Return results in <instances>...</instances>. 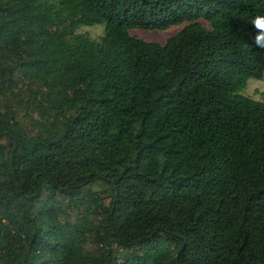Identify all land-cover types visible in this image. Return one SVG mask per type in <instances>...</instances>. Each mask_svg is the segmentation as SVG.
Segmentation results:
<instances>
[{"label": "trees", "instance_id": "16d2710c", "mask_svg": "<svg viewBox=\"0 0 264 264\" xmlns=\"http://www.w3.org/2000/svg\"><path fill=\"white\" fill-rule=\"evenodd\" d=\"M257 14L0 0V264H264V103L241 92L264 72Z\"/></svg>", "mask_w": 264, "mask_h": 264}, {"label": "rangeland", "instance_id": "374dc122", "mask_svg": "<svg viewBox=\"0 0 264 264\" xmlns=\"http://www.w3.org/2000/svg\"><path fill=\"white\" fill-rule=\"evenodd\" d=\"M206 26L204 23H202ZM183 26H174L170 27L165 31H146L139 29L129 30V34L133 37L142 39L147 42H155L159 44H164L166 40L175 34H177ZM104 24L93 25L87 27H80L75 32L76 34L87 35L91 39H97L103 35ZM254 92H258L261 95H264V85L256 86L253 82H248V95H252ZM245 95V94H244ZM257 99H260V96H257ZM106 188V185L102 182L95 183L89 189L93 192H98ZM92 209V208H91Z\"/></svg>", "mask_w": 264, "mask_h": 264}, {"label": "clouds", "instance_id": "9594fccd", "mask_svg": "<svg viewBox=\"0 0 264 264\" xmlns=\"http://www.w3.org/2000/svg\"><path fill=\"white\" fill-rule=\"evenodd\" d=\"M252 34L250 39L252 40V45L245 43V47L250 48L251 46L264 49V15L257 14L251 20ZM253 82L256 86L264 85V72H261L258 76L248 77L244 84L242 85L241 92L244 98L249 99L251 103H264V95L258 92H254L252 95H248V82ZM260 96V99H257Z\"/></svg>", "mask_w": 264, "mask_h": 264}]
</instances>
